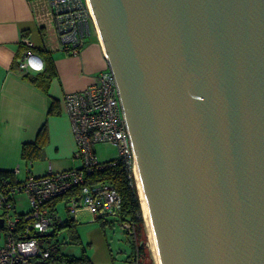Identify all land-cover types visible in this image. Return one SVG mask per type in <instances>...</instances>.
<instances>
[{
	"label": "water",
	"instance_id": "95a60500",
	"mask_svg": "<svg viewBox=\"0 0 264 264\" xmlns=\"http://www.w3.org/2000/svg\"><path fill=\"white\" fill-rule=\"evenodd\" d=\"M87 2L159 264H264V0Z\"/></svg>",
	"mask_w": 264,
	"mask_h": 264
},
{
	"label": "built area",
	"instance_id": "2783aa9c",
	"mask_svg": "<svg viewBox=\"0 0 264 264\" xmlns=\"http://www.w3.org/2000/svg\"><path fill=\"white\" fill-rule=\"evenodd\" d=\"M57 33L59 49L67 56H78L87 42L99 43L94 18L87 0H47ZM25 50L17 61L21 75L41 73L43 61L32 51L31 42L22 37ZM63 105L68 118L75 151L72 161L77 168L54 173L50 169L38 178L22 183L0 182V264H66L52 262L57 245L51 244V234L63 222L49 206L56 199L67 197V213L75 217L87 212L94 221L106 218L119 220L131 238L134 264H139L136 227L121 220L122 201L117 191L107 182H89L94 174L120 166L129 185L136 188L135 159L123 118L116 84L107 68L95 76L94 83L80 92L66 94ZM111 146L117 151L113 160L101 162L95 146ZM17 170L13 171L16 174ZM23 195L28 209L18 212L14 197Z\"/></svg>",
	"mask_w": 264,
	"mask_h": 264
},
{
	"label": "crops",
	"instance_id": "0c3cea01",
	"mask_svg": "<svg viewBox=\"0 0 264 264\" xmlns=\"http://www.w3.org/2000/svg\"><path fill=\"white\" fill-rule=\"evenodd\" d=\"M22 37L42 59L41 73L18 72L17 61L25 50ZM48 61L54 74L46 82L42 73ZM106 68L100 42L94 39L78 56L60 51L47 0H0V173L17 170L12 179L22 183L44 176L49 169L57 173L75 168V142L63 97L91 86ZM51 102L55 112L49 115ZM38 138V156L31 161L22 159V146Z\"/></svg>",
	"mask_w": 264,
	"mask_h": 264
},
{
	"label": "rangeland",
	"instance_id": "374dc122",
	"mask_svg": "<svg viewBox=\"0 0 264 264\" xmlns=\"http://www.w3.org/2000/svg\"><path fill=\"white\" fill-rule=\"evenodd\" d=\"M95 153L101 162L117 157L116 149L111 146L97 145ZM75 164V168L80 165L76 161ZM13 200L18 212L27 211L28 204L23 195L15 196ZM67 207L65 199L56 204L57 217L62 222L73 219L75 225L72 231L62 229L51 239V244L57 245L60 255L76 260L85 258L88 264H134L132 240L121 227L119 220L106 218L94 221L93 217L84 211L70 217ZM141 220L136 229V244L142 249L139 264H155L142 213Z\"/></svg>",
	"mask_w": 264,
	"mask_h": 264
},
{
	"label": "trees",
	"instance_id": "16d2710c",
	"mask_svg": "<svg viewBox=\"0 0 264 264\" xmlns=\"http://www.w3.org/2000/svg\"><path fill=\"white\" fill-rule=\"evenodd\" d=\"M54 71H53V66L50 61L46 63V67L44 72L42 73L43 78L46 82H48L53 76ZM41 75V74H40ZM36 80H31V82L35 83ZM55 112V103L51 102L50 108L48 109V114H54ZM42 132V130L40 131ZM40 150V140H38L29 145H23L21 148V158L27 161H31L34 158H36L39 154ZM13 173L8 174V173H0V182L6 181L8 179L10 184L15 183V181L12 179ZM89 182H107L112 185V187L117 191L119 194L121 201H122V209H121V215L120 218L121 220H127L129 223L133 224L136 229L137 226L141 224V210H140V205H139V200L137 197V192L136 188L133 185H129L130 181L127 180V175L124 173L123 169L120 166H116L114 168L107 169L104 172L94 174L89 178ZM65 199L67 201V197H61V198H56L50 203V207L52 210L55 209L56 204L58 201ZM74 220L68 219L67 222H63L62 227L54 231L51 234V237H56L57 232L61 231L62 229H67L69 231L73 230L74 227ZM142 253V249L139 248L138 254L139 256ZM135 256L134 254V249H133V257ZM52 262H57V263H66V264H88L85 258H82L80 260H76L73 258H67L58 253V249H55V251L52 254Z\"/></svg>",
	"mask_w": 264,
	"mask_h": 264
},
{
	"label": "bare ground",
	"instance_id": "6f19581e",
	"mask_svg": "<svg viewBox=\"0 0 264 264\" xmlns=\"http://www.w3.org/2000/svg\"><path fill=\"white\" fill-rule=\"evenodd\" d=\"M99 42H100V39H99ZM100 45H101V42H100ZM101 48H102V45H101ZM102 50H103V48H102ZM135 175H136V189H137V193H138V197H139L140 209H141L142 217H143L145 227H146V230L148 233L151 251H152V254H153V257L155 260V264H159L158 256H157V252H156V248H155V243H154V239H153V235H152V231H151V227H150V223H149L148 213H147V209H146V206L144 203L140 183L138 180V175H137V173Z\"/></svg>",
	"mask_w": 264,
	"mask_h": 264
}]
</instances>
